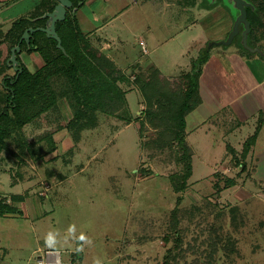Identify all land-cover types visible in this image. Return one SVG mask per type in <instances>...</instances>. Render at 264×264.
<instances>
[{"label":"rangeland","instance_id":"obj_1","mask_svg":"<svg viewBox=\"0 0 264 264\" xmlns=\"http://www.w3.org/2000/svg\"><path fill=\"white\" fill-rule=\"evenodd\" d=\"M42 1L21 0L18 9L32 16ZM93 1L80 8V23L110 39L105 52L128 72L121 85L135 121L99 111L95 127L83 130L78 141L67 131L54 153L53 139L35 143L46 127L40 118L23 129L35 144L10 141L12 150L0 154V196L21 194L25 200L0 217V264H29L36 250L47 247L65 262L80 254L82 264H264V109L240 125L230 103L264 88V30L249 39L263 52L248 54L242 33L224 44L239 14L233 0H97L89 8ZM150 31L160 46L145 54L139 43ZM47 37L39 35V44L55 50ZM3 38L0 56L9 54L10 41ZM184 47L190 51L185 58L178 56ZM30 57L35 70L38 62ZM139 60L169 76L192 72L202 62L209 119L187 138L193 174L185 191L176 192L172 182L184 168L178 148L161 149L150 125L140 134L145 104L132 88L136 74L145 71L131 66ZM2 63L6 74L15 73ZM61 104L63 116L51 110L47 126L73 115ZM260 124L244 156L245 142Z\"/></svg>","mask_w":264,"mask_h":264},{"label":"trees","instance_id":"obj_2","mask_svg":"<svg viewBox=\"0 0 264 264\" xmlns=\"http://www.w3.org/2000/svg\"><path fill=\"white\" fill-rule=\"evenodd\" d=\"M80 1L72 0L73 6L68 8L66 19L57 22V32L62 39L63 49L58 48V42L47 37L43 31L34 32L30 43L26 40L21 42L22 49L17 54V59L22 70L18 69L14 74L7 73L3 77L4 93L0 97V154L4 150H12L11 140L25 147L42 142L45 136L53 135L61 128L71 131L78 141L83 130L96 126L99 111L127 123L135 121L129 109L127 90L121 85L128 82L130 77L82 31L76 16L85 3L84 1L80 5ZM247 1L252 3V6L247 8L251 31L248 36L249 47L243 48L248 54L263 52L260 45L250 44L249 39L254 31L264 30V0ZM42 2L44 6L37 14L18 19L7 33V40L11 43L5 60L8 67H12L8 64L12 54L11 48L20 42L25 30L29 27L45 26L47 19L41 16L53 11L58 4V0ZM39 35L53 40L55 50L40 45ZM241 40L243 42L242 37ZM24 51L39 52L44 65L31 71L20 58ZM207 56L206 53L200 59L204 60ZM201 65L202 62L198 61L192 72L177 77L166 76L160 69L151 68L145 73H137L133 82L145 104V109L139 116L140 134L142 135L147 125H150L156 130L155 144L161 149L177 147L181 152L179 160L183 162L184 168L172 176L176 192L187 189L188 180L193 174V149L187 142L186 118L202 102L199 81ZM61 100L66 101L73 111L70 119L67 122L62 120L55 130L40 137L35 143L27 141L24 127L49 110L58 108ZM260 127L261 124L255 134L245 142L244 156L255 142ZM52 146L54 147L50 150H55L56 144L53 143ZM230 149L235 152L232 147ZM230 184H233L232 180ZM21 199L22 195L12 196L10 202L6 197L1 198L0 217L15 212L14 203ZM176 231L175 236L179 240V231ZM76 258L82 259V256L78 254ZM173 259L177 260L175 256ZM199 262L196 260V264ZM166 264H169L168 260Z\"/></svg>","mask_w":264,"mask_h":264},{"label":"crops","instance_id":"obj_3","mask_svg":"<svg viewBox=\"0 0 264 264\" xmlns=\"http://www.w3.org/2000/svg\"><path fill=\"white\" fill-rule=\"evenodd\" d=\"M20 1L21 0H0V35H2V37L4 36L3 40L8 41L6 35L9 32V30L11 29V27L13 26V23L15 21H17L18 19L24 17L23 12L21 10L19 11V9H18L19 2ZM96 1L97 0H94L89 5L90 6L89 8H92L94 6V3ZM79 10L77 11L76 16L78 18V21H79V24L81 26L82 31L85 34L88 35V37L92 40V42L101 51H103L109 58H111L118 65V63L115 60V56L111 55L110 52L109 53H106L105 52V50L110 49V46H111L110 39L107 36H103V35L98 34V32H96L94 29H91L90 32L84 31V29L82 28V25L80 23V19L78 17L79 16V12H80ZM108 23H110V22H107L106 24H108ZM8 25H10L9 28H7ZM149 34L150 35H148V38L147 39L142 38L140 40V43H139L141 45V48H142V42H144L146 44V46H147V53H145L143 51V49H142V52L145 53V54H149V47L153 48V51H155L160 46L159 41H158L156 35L152 31H150ZM0 43H1V41H0ZM10 45H11V43L9 42L8 43V49H9ZM189 52L190 51H188V49L184 47L178 53V56H181V57L185 58L186 55L189 54ZM36 53H37V55H35ZM32 55L36 58V61L38 62L37 68L35 69V70H37V69L41 68L44 65V60H43L42 56L40 54H38V52L28 53V52L24 51V52H22L20 54V58L23 61V63H25L27 65V67L30 69V66H29L28 62L31 60V57L30 56H32ZM7 57H8V54H6L4 56H0V97L4 93L3 77L6 74L4 72L3 67H2L3 66V63L2 62L3 61L5 62V60L7 59ZM131 66L134 67V68H136V67L138 68V66H139V68L142 67L145 72L149 71L151 68H158V69H160L159 67H157L154 64H150L148 66H144V65H142V63H141L140 60L139 61H135ZM121 69H123V68H121ZM30 70L31 71H35V70H32V69H30ZM261 70H264V67ZM201 73H202V65H201V68H200V80H199L200 81V95H201V98H202V102H201V104L195 110H193L190 114H188V116L186 118V122H187V124H186L187 138L190 135L189 134L190 131L195 130V129H198L199 127H201L209 119L207 117L208 116L207 110L209 108V104H208V102H205V97H206L205 96V92L207 90H205V89L203 90V88H202V87H205V85H203V83H202L203 80H202V76H201L202 74ZM179 75H173V76L171 75V77H177ZM166 76H169V75H166ZM262 82H263V87H264V80ZM135 88L136 87L133 86L132 89H135ZM1 92H3V93H1ZM212 95H213V93H212ZM61 101H64V100H61ZM61 101L59 103V107L58 108L51 109V110L52 111L58 110V112H60L61 115L63 116L64 112L66 111V108L65 107L63 108V106L61 104ZM230 103L232 104L235 112L239 115V117H241L240 123H239L241 125L243 123V121H245L247 118H250L252 115H254L255 113H257L258 111H262L264 109V88L262 90H260V91H257L256 90L255 92H252V93L248 94L247 96H245V97H243L241 99L231 100ZM222 106H226V105L223 104ZM219 108L217 110H219ZM51 110H49L48 112L44 113L40 117V120L47 121V122L45 123V126L46 127L43 128L44 131H42L40 134H38V137L36 139L37 141L40 139V137L45 136L47 133H49L52 130H55L58 127L57 125L56 126H49V125L47 126V124L50 121V119H48V118H49V116H51L50 115L51 114L50 113ZM69 119H65L64 118V120L66 122ZM67 131H69L67 128H61L58 131L54 132L53 135H50L49 134L50 136H48V137L45 136V140H43L40 143L45 142L47 138L51 137L53 139L54 143H56V145H57V141L61 142L62 141L61 139L64 138V137H65V139H67V135H66V132ZM232 131H233V129H232ZM189 145H191V144H189ZM54 151H56V150H52L53 153H54ZM16 195H21V194H15L14 196H16ZM22 196H23V199H21V200L23 201V200H25L24 199L25 196L24 195H22ZM5 197L8 198V201L9 202L11 201V198L9 196H6V195L0 196V199L1 198H5ZM6 215H10V213H8Z\"/></svg>","mask_w":264,"mask_h":264},{"label":"water","instance_id":"obj_4","mask_svg":"<svg viewBox=\"0 0 264 264\" xmlns=\"http://www.w3.org/2000/svg\"><path fill=\"white\" fill-rule=\"evenodd\" d=\"M85 0L80 1V5ZM213 2L217 0H212ZM235 3V7L239 12L238 16L236 17V21L234 23L233 29L230 33L229 39L224 41V44H230L234 40L235 36L242 33L243 42L248 46V36L251 31V23L248 20V11L247 8L252 6L247 0H233ZM73 6L72 0H58V4L55 6V9L51 12H46L41 18H46V25L40 27H29L25 30L24 34L22 35L20 42L15 45L11 52V57L8 59V64L12 66L15 70H22L19 67V61L17 59V54L21 52V42L26 40L27 43H30V37L36 31H43L46 35L50 38L55 39L58 44V48L63 49L62 39L57 32V22L64 21L67 17V10ZM241 26H243V31L241 32ZM79 247H81V243H79Z\"/></svg>","mask_w":264,"mask_h":264},{"label":"built area","instance_id":"obj_5","mask_svg":"<svg viewBox=\"0 0 264 264\" xmlns=\"http://www.w3.org/2000/svg\"><path fill=\"white\" fill-rule=\"evenodd\" d=\"M142 49L145 53H147V46L144 42H142ZM46 188H49V186ZM35 253L37 255L32 261L29 262V264H82L81 260L77 258L65 262L61 252L58 250H53L50 247H47L44 250L39 248L35 251Z\"/></svg>","mask_w":264,"mask_h":264}]
</instances>
